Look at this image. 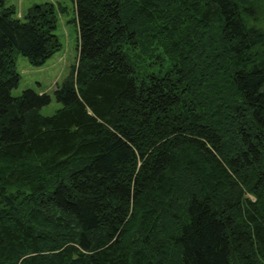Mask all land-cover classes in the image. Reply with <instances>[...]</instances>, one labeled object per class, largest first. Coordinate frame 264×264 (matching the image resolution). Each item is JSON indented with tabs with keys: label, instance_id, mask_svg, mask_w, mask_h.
<instances>
[{
	"label": "trees",
	"instance_id": "1",
	"mask_svg": "<svg viewBox=\"0 0 264 264\" xmlns=\"http://www.w3.org/2000/svg\"><path fill=\"white\" fill-rule=\"evenodd\" d=\"M72 1L44 115L58 8L0 0V264H264V0Z\"/></svg>",
	"mask_w": 264,
	"mask_h": 264
},
{
	"label": "rangeland",
	"instance_id": "2",
	"mask_svg": "<svg viewBox=\"0 0 264 264\" xmlns=\"http://www.w3.org/2000/svg\"><path fill=\"white\" fill-rule=\"evenodd\" d=\"M44 2L55 3L58 8L59 21L56 34L62 43V48L39 66L31 64L26 56L18 53L17 68L20 80L12 89V94L18 96L26 89L49 94L51 102L43 106L41 112L44 115H51L62 106V103L56 99L55 89L78 61L79 34L74 2L72 0H9V3L15 6L17 16L22 19L31 6Z\"/></svg>",
	"mask_w": 264,
	"mask_h": 264
}]
</instances>
